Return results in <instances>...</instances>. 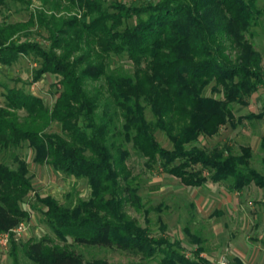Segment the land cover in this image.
I'll list each match as a JSON object with an SVG mask.
<instances>
[{"label": "trees", "instance_id": "16d2710c", "mask_svg": "<svg viewBox=\"0 0 264 264\" xmlns=\"http://www.w3.org/2000/svg\"><path fill=\"white\" fill-rule=\"evenodd\" d=\"M67 1L77 14L59 15L61 0H54L50 9L31 11L26 21L0 23V64L31 57L34 82L44 74L56 76L50 106L22 87L0 83V151L26 143L34 163L84 178L89 186V196L73 205L35 196L54 238L11 239L13 264H20V248L28 264H108L86 258L81 247L115 248L143 260L159 256L158 264H210L200 255L199 239L191 236L197 248L190 258L181 241L155 235L125 213L126 201L144 214L151 210L131 184L125 144L147 167L158 163L184 185L210 181L230 191L249 184L264 189V172L250 165V145L234 153L226 144H196L227 123L236 127L243 118L264 117V112L238 117L233 112V104H246L264 86L262 55L246 37L264 7L260 0ZM36 24L46 31L48 45L33 38L30 28ZM122 55L130 72L113 66ZM157 131L170 148L156 139ZM259 149L264 151V134ZM12 157L14 166L0 159V232L29 218L23 206L33 190L28 164ZM159 227L164 232V225Z\"/></svg>", "mask_w": 264, "mask_h": 264}, {"label": "rangeland", "instance_id": "374dc122", "mask_svg": "<svg viewBox=\"0 0 264 264\" xmlns=\"http://www.w3.org/2000/svg\"><path fill=\"white\" fill-rule=\"evenodd\" d=\"M53 1L47 0L44 4L43 0H32L28 6L20 1L5 0V5L0 6V23L26 21L31 11L41 10L40 7L43 5L50 9ZM122 1L139 4L144 0ZM258 5L264 7V0H260ZM61 6L59 15L67 16L78 13L77 8L67 0H61ZM30 29L33 38L42 40L46 45L49 44V41L44 38L46 35L44 29L39 28L37 24ZM246 37L261 53V64L264 66V16L260 17L258 25L253 26L251 33L246 34ZM35 65L31 57H20L9 66L0 64V83L22 87L25 91L41 96L46 105L50 106L54 101L52 93L55 87L52 83L56 81V76L44 74L39 81L34 82L31 71ZM113 66L128 72L132 70V65L126 55L114 58ZM205 93L210 94L209 88L205 90ZM2 99L0 96V105H2ZM233 112L235 117L264 112V86H260L247 99L246 104H233ZM19 113L23 114L22 111ZM146 115L151 118L148 108ZM119 122L116 120L115 125L118 126ZM52 130L58 131L55 124L52 125ZM262 134H264V117L243 118L236 127H231L227 123L220 128L217 135L211 138H200L196 144L206 147L226 144L234 153L239 151L240 145H250L253 149L250 165L264 172V151H261L258 146ZM155 135L162 146L171 147V143L162 132L157 131ZM125 148L129 150L124 163L130 171L131 184L138 188L145 208L151 209L148 214H144L142 211H136L126 201L124 203L125 213L139 225L147 226L153 234H164L171 240L181 241L183 252L190 258L193 257L197 248V244L191 242V236H193L202 242L204 248L202 255L215 264H218L222 258L226 259L227 264H231L233 262L232 253L236 252V248H244L239 241H249V236L255 234L252 226H246L247 217L251 208L262 207L261 201L264 193L253 184L248 185L240 195H236L223 184L210 181L199 187L184 185L179 178L163 171L158 163L147 167L145 158L135 153L130 143L125 144ZM13 154L19 155L27 162L33 190L23 202V206L29 209V218L22 222L27 223L28 228L19 237H11V239L13 241L38 240L43 235L54 238L52 229L42 219L41 211L44 207L36 201L35 196L47 195L55 198L60 204L73 205L79 198L86 199L89 196V186L84 178L66 175L54 170L48 164L34 163L32 151L26 143L18 149L0 151V159L14 166ZM237 207L243 211L240 214L242 216H240V223L237 221ZM161 224L165 227L164 232L159 227ZM79 249L86 258L105 259L108 264H158L159 256L155 260H143L140 254H132L115 248L81 247ZM9 250L10 242L6 248H0V264H13ZM17 254L20 264L30 262L21 248L18 249Z\"/></svg>", "mask_w": 264, "mask_h": 264}, {"label": "crops", "instance_id": "0c3cea01", "mask_svg": "<svg viewBox=\"0 0 264 264\" xmlns=\"http://www.w3.org/2000/svg\"><path fill=\"white\" fill-rule=\"evenodd\" d=\"M259 146V145H258ZM250 185V184H249ZM259 191L264 193V189L253 184ZM248 186V185H247ZM243 187L240 191H234L236 195H240L244 192V189L247 187ZM262 207L256 208L253 207L250 210V214L248 215V221L246 226L254 229L255 234L253 236H249V241H239V244H243L244 248H236V252L233 254V262L231 264H264V198H262ZM239 205V203H238ZM237 209V221L240 223L241 215L243 211L241 208ZM241 216V217H240ZM244 223V222H243ZM246 246V248H245ZM204 250L201 252L203 254ZM203 258L207 259L210 264H215L209 258L202 255Z\"/></svg>", "mask_w": 264, "mask_h": 264}, {"label": "built area", "instance_id": "2783aa9c", "mask_svg": "<svg viewBox=\"0 0 264 264\" xmlns=\"http://www.w3.org/2000/svg\"><path fill=\"white\" fill-rule=\"evenodd\" d=\"M27 228L28 224L21 221L10 230L0 232V248H6L11 240V237H19L20 235L25 233ZM218 264H227V261L225 258H222Z\"/></svg>", "mask_w": 264, "mask_h": 264}]
</instances>
